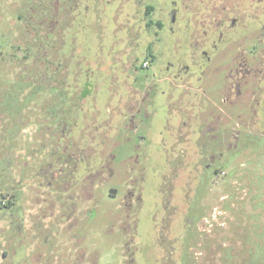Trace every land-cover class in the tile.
Listing matches in <instances>:
<instances>
[{
    "label": "flooded vegetation",
    "instance_id": "flooded-vegetation-1",
    "mask_svg": "<svg viewBox=\"0 0 264 264\" xmlns=\"http://www.w3.org/2000/svg\"><path fill=\"white\" fill-rule=\"evenodd\" d=\"M133 3V10L125 20L119 17L120 12L115 14L113 11L109 17L115 29L123 25L121 22L138 25L132 33V36L135 33L136 45L132 43L131 58L121 61L122 54L114 50L109 53V57L116 63H121V73L127 77L125 80H115L117 76L111 78V74L119 70H114V66L118 64H107L110 68L109 83H117L122 89V93H118L119 110L115 115L123 119L125 132L146 130L147 125L143 117H147L149 114L146 110L155 105L156 100L151 94L158 85L171 84L176 88L181 86L180 89H194L193 93H189L188 104H185L183 99L188 98L187 94H180L177 116L181 121L178 119L175 126L177 130L181 125V131L177 135L183 138L185 143L191 142L192 137L195 139L194 146L189 147L191 154H194V160L191 162L193 165L190 167L191 164H188L184 176L176 169L169 178L170 184L175 187L181 179L182 183L176 188L183 193L185 200H188L193 208L197 198L195 193L204 178L202 173L209 172L213 163L221 158L224 152L238 148L241 151L249 149L246 144L239 143L241 137H258L255 151L264 150V0H153L140 5L139 0H135ZM99 4H102V1L32 0L28 10L33 15L30 14V20L27 17L28 20L24 21L19 33L37 37V47L30 46V51L24 53V57L36 50L40 58L48 55L45 50V43L50 41L47 40V33L53 35L59 26L69 27L77 22L78 18L75 19V16L78 10L82 12L81 15L87 17L92 13L93 16H96L95 13L100 15L101 11L97 8ZM139 7L140 10H137ZM118 10L122 11L123 7L119 6ZM141 31L144 38L142 40L139 39ZM141 41L145 42V54L139 62L138 55L141 52L138 53V44ZM53 55L57 56V51H54ZM49 64L52 69L58 66L56 60L50 61ZM147 68L151 69V75L142 72ZM47 73H36V81L41 80L44 85V82L48 81ZM140 73L142 80L138 82ZM84 85H89V82L86 81ZM208 85L222 86L217 89L218 102L208 93ZM161 92L165 95L163 105L169 108L172 97H167L164 90ZM74 94L71 93L69 97L58 95L55 99V127L51 131L52 141L47 140L46 145L58 155L54 162L41 166L37 172L41 186L49 192L52 191L46 196L48 198L44 196V199L38 202L39 205L43 203L39 211L42 215L31 217V226L28 228L25 227L23 216L19 225L12 227L14 239H18L23 231H31L33 240L38 238L40 245L41 242L49 245L48 250L53 253L42 252L46 259L45 264H61L58 255L60 246L51 231L55 224L64 221L67 224L68 221V227L71 229L78 225L82 218L80 215L86 219L94 217L93 209L82 208L81 204L92 199L94 188L108 181L120 183L123 177L126 178L125 182L134 183L145 178V165L140 167V163L136 161L132 163L129 171L125 152L114 154L117 133L115 130L105 132L98 129L95 126L96 116L85 117V127L81 131L84 135H75L74 130L81 122L77 111L83 105L82 101L86 99L87 92L81 91L73 97ZM188 107L190 109L187 111ZM181 111L186 113V120L182 118ZM116 156H119L117 160ZM135 165L137 176L134 177L131 172ZM81 167H84V176L78 175V169ZM240 169L238 179L247 181L249 198L255 197L254 192L261 195L264 185H256L250 181L251 167L243 166ZM217 173L216 170L215 174ZM254 186L255 191L250 192ZM165 189L163 192L167 194V198L163 192L157 193L160 198L163 194L162 202L165 198L162 217H159L160 222L153 221V241L161 251L160 257L154 258L157 264H253V261L264 264V249L261 258H256L250 246L251 230H256L255 220L261 219L264 222V203L259 211L243 212L245 218L249 219L242 223V227L231 228L232 237L228 245L222 243L213 246L214 244H208L205 240L207 238L203 236L200 225L205 216L195 220L190 213L181 212L179 219H174L169 209L173 197L172 186ZM114 192V197H117V189H114ZM140 194L128 187L123 192L118 204L120 215L116 214L114 219L111 218L112 225H118V230H131L132 227L128 226L129 213L138 208ZM93 201L95 203L94 199ZM50 219L55 223L49 222ZM131 224L136 228L137 220L133 219ZM75 235L70 236L73 238L72 243L78 242ZM133 239L132 236L125 243L126 264H136L137 248L131 245ZM62 256L68 261L63 264H81L85 251L72 245L68 257ZM89 262L92 263L91 259Z\"/></svg>",
    "mask_w": 264,
    "mask_h": 264
},
{
    "label": "rangeland",
    "instance_id": "rangeland-1",
    "mask_svg": "<svg viewBox=\"0 0 264 264\" xmlns=\"http://www.w3.org/2000/svg\"><path fill=\"white\" fill-rule=\"evenodd\" d=\"M99 1H102L97 7L101 11L100 15L95 13L96 16H93L92 13L87 17L81 15L82 12L78 10L75 16V19L78 18L77 22L69 27L59 26L53 35L47 33V40L50 41L45 43V50L48 55L40 58L37 50L24 57V53L30 51V46L37 47V37L19 33L24 21L28 20L27 17L30 20V14L33 15L28 10L32 0H0V264H43L46 259L42 252L53 253L48 250V244L41 242L40 245L38 238L33 240L34 235L31 231L27 233L23 231L18 239H14L12 227L19 225L22 216L25 227L31 226V217L42 215L39 211L43 203L39 205L38 202L44 199V196L48 198L46 196L52 192L41 186L37 172L41 166L54 162L58 155L46 145L47 140L52 141L50 136L55 127L53 117L57 115L55 99L58 95L64 94L69 97L75 92L73 95L75 97L76 93L87 92L86 99L82 101L83 105L79 106L80 110L77 111L81 122L74 130L76 136L84 135L81 132L85 127L84 118L96 116L95 126L98 129L105 132L116 131L118 137L113 151L118 155L125 152L128 170L130 171L132 163L136 161L140 163V167L146 166L143 181L125 182L126 178L123 177L120 183L108 181L94 188L92 199L81 203L82 208L93 209V218L86 219L78 215L82 218L78 225L71 229L68 227V221L67 224L64 221L53 226L51 231L60 246L58 257L61 264L68 262L62 255L68 257L72 245L85 251L81 264H126L124 247L132 236L134 241L131 245L137 248L136 264H157L154 258H159L161 251L153 241V221L160 222L162 206L167 198L163 191L168 186H172L173 197L169 209L174 219L178 220L181 212L190 213L195 220L205 216L204 220L201 219L200 225L203 236L207 238L205 240L208 244H214L213 246L222 243L228 245L232 237L231 228L242 227V223L249 219L245 218L244 211L254 213L263 207V187L262 194L258 195L254 192V186L250 192H254L255 197L249 198L247 181L238 179L240 168L249 166L252 169L250 181L256 185H264V150L255 151L259 138L253 135L241 137L239 140L241 145L246 144L249 147L248 150L241 151L238 148L224 152L223 156L213 163L209 172L202 173L204 178L198 192L195 193L197 198L193 208L190 207V202L185 200L183 193L176 188L182 183L181 179L176 187L170 184L169 178L173 171L177 169L184 176L185 168L194 160L192 159L194 154H191L189 149L194 146V137L191 142L185 143L184 139L178 136L181 125L175 129L180 119L177 116L179 96L187 94L188 98L183 99L184 103L188 104L189 93H193L194 89L186 87L180 89L181 86L176 88L171 84L158 85L151 94L156 100L155 105L150 106V109L146 110L149 115L143 117L147 129H140L138 132L124 131L123 119L115 115L119 110L118 93H122V89L117 83L116 85L109 83L110 68L107 64L109 62L118 64L114 66V70H119L112 73L111 78L113 76H117L116 79L113 78L115 80L127 78L121 73V63H116L109 57V53L114 50L122 54L121 61L131 58L132 43L136 45L135 33L134 36L132 33L138 25L121 22L123 25L115 29L109 17L113 11L115 14L120 12L119 17L125 20L133 10L135 0ZM143 2L153 0H139V5ZM119 6L123 7L122 11L118 10ZM137 10H140V7ZM25 38L28 39L24 43ZM139 39H144L142 31ZM26 47L28 49H25ZM144 48L145 42L141 41L138 44V53L141 52L138 55L139 62L145 54ZM54 51H57V56L53 55ZM53 60L58 62L55 69L49 64ZM43 71L48 72L49 76L44 85L41 80L36 81V73ZM142 72L152 74L149 68ZM138 76L139 82L142 80V73ZM86 81L89 85H84ZM221 87L208 85V93L216 102L219 101L217 89ZM161 90L165 91L167 97H172L169 98V108L163 105L165 95ZM110 93L113 96H109ZM188 109L190 107L187 111ZM141 110L145 112L143 107ZM262 114L264 125V108ZM181 115L186 120V113L181 111ZM118 158L119 156H116V160ZM136 166L131 176H137ZM83 168L78 169L79 176ZM127 187L135 193H141V200L138 208L129 213L128 226L132 227L131 230L120 231L116 227L118 225H112L111 218L114 219L116 214L120 215L118 204ZM114 189L118 191L117 197H114ZM158 191L165 195L163 202V194L160 198ZM256 203L257 206H254ZM133 219L137 220L136 228L131 224ZM49 222L55 223L51 219ZM255 229L251 230L250 246L257 258L264 249L263 220H255ZM73 234H76L77 243H72L73 238L70 236ZM253 264L258 262L253 261Z\"/></svg>",
    "mask_w": 264,
    "mask_h": 264
}]
</instances>
